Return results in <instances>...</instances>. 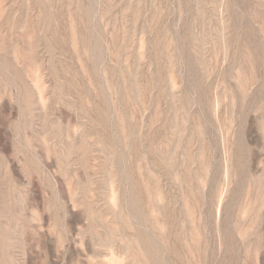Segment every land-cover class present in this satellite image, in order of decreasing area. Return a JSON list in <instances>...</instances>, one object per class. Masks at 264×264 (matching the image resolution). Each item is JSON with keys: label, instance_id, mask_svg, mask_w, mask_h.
Listing matches in <instances>:
<instances>
[{"label": "rangeland", "instance_id": "1", "mask_svg": "<svg viewBox=\"0 0 264 264\" xmlns=\"http://www.w3.org/2000/svg\"><path fill=\"white\" fill-rule=\"evenodd\" d=\"M0 264H264V0H0Z\"/></svg>", "mask_w": 264, "mask_h": 264}]
</instances>
